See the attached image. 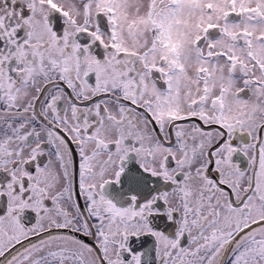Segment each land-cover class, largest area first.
<instances>
[{"label":"snow or ice","instance_id":"6c2138e0","mask_svg":"<svg viewBox=\"0 0 264 264\" xmlns=\"http://www.w3.org/2000/svg\"><path fill=\"white\" fill-rule=\"evenodd\" d=\"M0 264H264V0H0Z\"/></svg>","mask_w":264,"mask_h":264}]
</instances>
